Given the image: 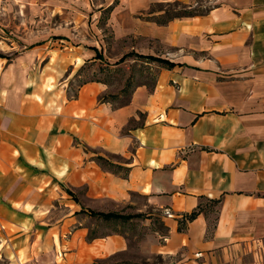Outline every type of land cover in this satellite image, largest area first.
Masks as SVG:
<instances>
[{
	"label": "crops",
	"instance_id": "0c3cea01",
	"mask_svg": "<svg viewBox=\"0 0 264 264\" xmlns=\"http://www.w3.org/2000/svg\"><path fill=\"white\" fill-rule=\"evenodd\" d=\"M27 2L41 23L40 10L51 18L58 6ZM169 3L194 14L155 23L163 10L153 7ZM102 5L115 62L134 53L173 66L151 65L150 85L115 106L99 101L114 95L100 80L68 95L85 64L111 59L101 35L84 47L51 27L13 41L0 34V246L17 264L133 261L130 251L145 264H264V0ZM87 211L145 218L102 221Z\"/></svg>",
	"mask_w": 264,
	"mask_h": 264
},
{
	"label": "rangeland",
	"instance_id": "374dc122",
	"mask_svg": "<svg viewBox=\"0 0 264 264\" xmlns=\"http://www.w3.org/2000/svg\"><path fill=\"white\" fill-rule=\"evenodd\" d=\"M57 1L58 6L57 8H52L55 9V13H50L52 14L51 18L47 17L48 9L51 8L43 7L40 10V14L43 12L42 14L46 16L45 17L41 14L43 17L41 23L37 21V12L39 11V8L34 6L32 2H27L29 6H26L20 3L22 0H1L0 34L9 41H13L16 40V38L19 39V37H24L25 35H31L29 37H32L33 35L35 36V29L43 30L51 27V29L57 28L60 33L66 34L67 38H69L72 43L84 47L90 44L97 46L98 36L101 35V38L104 41V47H106L109 55L108 57L111 59L107 61L105 67L97 66L94 62L85 64L78 72V77L71 83L68 90L69 96H72L75 93L78 84L89 80H100L108 85L109 92H114V95L107 94L108 96L106 99L111 100L115 106H118L127 100L129 91L135 85L140 83L150 85L152 76L155 72V69L151 65H156L157 62H145V60L141 58L130 56L118 67L114 66V60L116 59H114L113 55L117 54L115 53L117 47L113 44L111 30H108V28L105 27L110 8L102 10V5L101 8L98 9L97 4L101 0ZM153 9L163 10V12H165V14L157 17V20H164L172 15H180L183 13L181 8L174 3L159 4L153 7ZM53 14H55V16ZM120 45L121 49L124 50L128 43ZM131 60H135V62L132 63ZM144 63H148L149 65H145ZM112 96L116 97V99H112ZM93 225V228H95L96 221L93 222ZM93 231L94 233L92 234L94 235H104L108 231H112V229L105 230L103 228H96ZM138 231L139 229L136 230V232ZM10 257L9 248L0 246V264H17L13 259H9ZM126 257H130L133 261H119L124 258L123 256H117L115 259H117L118 262L130 263L139 259V256L134 251L127 253ZM20 260H23L22 256L20 257ZM157 261L158 259L153 257L150 262L157 264ZM26 264H32V262L29 261Z\"/></svg>",
	"mask_w": 264,
	"mask_h": 264
},
{
	"label": "trees",
	"instance_id": "16d2710c",
	"mask_svg": "<svg viewBox=\"0 0 264 264\" xmlns=\"http://www.w3.org/2000/svg\"><path fill=\"white\" fill-rule=\"evenodd\" d=\"M177 6V4H175ZM181 11L183 12L182 14L180 15H172L171 17H168L164 20H157L155 19V23L159 24V25H162L164 23H166L168 20L172 19V18H175V17H186V16H191L194 14L193 11H188V10H184L183 8H181ZM163 14H165V12H163ZM130 56H134L135 58H141L143 60H145V62H157L158 65H161V67H164V68H170L173 66L172 63L166 61V60H162L160 58H155V57H151V56H143V55H138V54H134V53H128V54H125L123 55L118 61L115 62V64H119L121 62H123L127 57H130ZM95 57L96 58H100V56L96 53L95 54ZM107 97L105 96H102L99 98V101H103L105 100ZM127 103V100L120 104V105H125ZM94 161L97 163V165L101 168V169H105L107 171H110L111 173H118L119 171H123V176H124V173H125V169L121 168L120 166L118 165H115L113 164L112 162H110V160L108 159H105L103 157H100V156H96L94 158ZM65 193L69 194L70 195V192H68L67 190H65ZM198 212V211H197ZM197 212H191L190 214L186 215L185 218H183L181 221H179V225L177 227V230L180 231L182 230V226H183V223L185 221H190L191 219H193L195 217V215L197 214ZM87 215L89 217H94V218H98L102 221H109V220H118V221H121V222H127L129 221L130 219H141V218H145L142 214H134V215H118V214H114V213H97V212H93V211H87ZM156 219V218H155ZM155 229L162 235H166L167 234V231L165 230V228L158 224L157 221H155ZM91 237H94L93 235H91ZM114 258V257H112ZM111 258V259H112ZM158 259L157 263H160V258L159 257H156ZM93 264H145V263H137V262H116V263H107L105 261H99V260H96L93 262ZM153 264V263H152ZM156 264V263H155Z\"/></svg>",
	"mask_w": 264,
	"mask_h": 264
}]
</instances>
